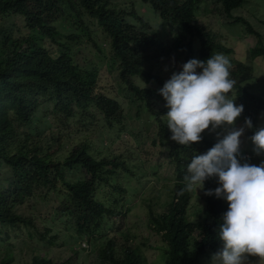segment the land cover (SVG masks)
Listing matches in <instances>:
<instances>
[{"label":"trees","instance_id":"obj_1","mask_svg":"<svg viewBox=\"0 0 264 264\" xmlns=\"http://www.w3.org/2000/svg\"><path fill=\"white\" fill-rule=\"evenodd\" d=\"M143 1L151 4L163 21L179 28L172 39L159 38L151 32L150 23L138 15L130 13L140 23L128 21L129 14L118 10L111 0H0V238L1 244L10 246L0 254V264H18L12 250L16 244L11 241L20 233L37 237L40 246L56 244V237L47 238L51 229L41 232L37 225L40 219L25 214L34 200L59 202L54 213L57 219L71 224L75 245L86 241L92 247L97 264H151L145 251L147 242L136 246L119 224L121 217L126 218L130 200L129 190L119 185V180H135L143 173L130 168L129 157L107 154L117 139L128 135L129 120L117 96L96 91L99 70L75 60L73 47L84 42L96 56L119 63V79L130 95L142 101L140 107L150 119L148 123L155 126L153 145L167 152L174 168L172 202L163 212L149 206L147 222L163 244L158 262L213 264V254L222 247L217 229L228 205L208 197L202 214L197 211L200 220L191 221L188 211L193 192L180 193L192 157L205 154L218 138L206 137L190 146L172 141L164 117L168 109L163 106L156 111L154 99L161 95L150 84L166 82L158 75L157 64L173 55L203 61L212 54L228 55L233 50L221 41L220 34L198 22L196 12L206 0ZM213 1L234 22H247L231 14L246 0ZM96 24L107 37V49L92 27ZM196 39L200 40L199 49H195ZM261 55L264 48L256 46L248 51L245 62L228 58L230 78L236 82L232 92L237 106L244 108L242 125L246 118L252 121V128H245L249 138L260 128L264 97L244 83L254 78V61ZM43 106L51 108L57 128L51 131L50 139L40 134L37 126L44 123L40 116L47 115ZM134 117L140 119V112ZM73 129L94 134L74 142ZM112 220L118 228H112ZM105 233L107 240L101 243ZM75 245L71 251L76 257ZM31 249L32 258L24 264H70L41 255L38 248Z\"/></svg>","mask_w":264,"mask_h":264},{"label":"rangeland","instance_id":"obj_2","mask_svg":"<svg viewBox=\"0 0 264 264\" xmlns=\"http://www.w3.org/2000/svg\"><path fill=\"white\" fill-rule=\"evenodd\" d=\"M116 8L121 11H125L129 15H126L128 21L133 20L132 15H138L146 22L150 23L151 32L158 35L162 40L172 39L179 31L177 26H171L163 21L160 15L152 8L151 4L144 2L143 0H111ZM232 16L243 17L244 20L235 21L228 18L223 12L220 4L213 0H206L202 4L201 8L196 12L198 22L204 26L208 31H213L221 35V41L233 51L229 55H225L227 58H235L245 62L247 60V53L250 49L258 46L264 48V0H246V2L239 8L234 9L231 12ZM134 22L140 23L136 18ZM96 30L97 34L101 37L103 47H107V37L103 33L98 24L92 26ZM72 31H75L72 29ZM261 42L258 44V41ZM195 49L200 48V40L194 41ZM107 49V48H106ZM73 55L75 60L81 65H87L95 67L100 72V86L96 91H104L106 93L117 96L124 106V112L127 117L129 126V133H124L119 139H117L115 145L107 152V154L125 155L129 157L130 168L135 173H143L142 177L137 174L138 178L120 179L119 185L124 189L129 190L130 200L127 201L126 218H120L119 224L123 228L125 233H128L131 242H136V246L143 242H147L145 248L149 262L151 264H160L158 258L160 257V248L163 247L162 239L150 228L147 220L149 214V206L158 212H163L164 208L172 202V192L174 189L173 181L175 179L174 168L169 162L167 152H164L162 148H156L153 145V132L155 126L149 124L150 119L145 114V111L140 105L142 101L136 99L125 89V84L119 79V63L109 60V57L102 59L101 56H96L94 51L87 47L86 43H80V46L73 47ZM108 52L105 50V55ZM224 55V54H223ZM186 56L173 55L172 58L166 59L162 64H157L160 67L158 75L167 81L170 79L173 72L182 71V65L186 63ZM148 69V67H147ZM199 71V70H198ZM254 78L245 82L244 84L250 88V90L256 94L264 97V56L261 55L254 61ZM142 84V82H139ZM158 91L164 84L151 83ZM230 98L235 99L234 102L237 105L235 94L231 93ZM138 102H137V101ZM156 111L166 105V101L163 97L159 99L155 98ZM159 101V104L156 101ZM43 111L46 115L40 116L44 123H37L39 132L45 138L50 139L51 131L56 132V126H53V115L49 106H43ZM140 112V119L134 117L136 113ZM131 115L134 120H130ZM240 117L235 121L234 127L237 129L244 126ZM52 125V128H51ZM259 127H264V114L260 116ZM231 130V126H225L217 129L215 132L205 130L202 135L203 138H218L217 132L226 134ZM74 134L72 138L74 142H80L83 137L88 134H94V131H90L88 134L79 133L77 129H73ZM89 135L87 137H89ZM98 135V134H96ZM89 139V138H88ZM100 144V142H99ZM98 144V145H99ZM254 145L250 138L244 131L241 137L240 145V157L247 159L250 163L259 164L261 160H264V155L257 156L253 152ZM254 157V160H253ZM173 179V181H172ZM123 181V182H121ZM8 182L4 184V191L7 190ZM218 187L215 178H210L204 182V190L215 189ZM6 188V189H5ZM204 190L193 192L191 195L190 210L188 211V218L191 221H199L196 216L197 211H204L206 207V199L213 196H205ZM105 195H101L104 197ZM226 204L227 202L224 201ZM59 206L58 201L51 203H39L34 200L28 204L25 214L33 218H39L37 225L41 228V232L45 233V229H51V233L47 237L51 239L56 237V244L53 246L46 244L40 246L36 242L37 237L34 239L29 238L27 235L20 233L17 239L11 242H15L16 248L12 246V250L16 251L18 264H24L31 260L34 253L31 247L38 248L41 255L47 254L49 258L59 260L62 262L69 261L70 264H97L99 262L96 259V255L91 246L86 241L78 242L75 245L74 231L69 228L71 224H66L64 220L57 219L55 215V209ZM201 216V215H200ZM112 228L116 229L118 226L113 224ZM107 232H110L108 230ZM16 237V234H14ZM108 234L105 233L101 239V243H105ZM50 242V241H48ZM121 242H124L122 240ZM76 246L78 255L75 257L71 249ZM8 244H1L0 238V254L7 252ZM41 247V248H40Z\"/></svg>","mask_w":264,"mask_h":264},{"label":"clouds","instance_id":"obj_3","mask_svg":"<svg viewBox=\"0 0 264 264\" xmlns=\"http://www.w3.org/2000/svg\"><path fill=\"white\" fill-rule=\"evenodd\" d=\"M230 68L229 59L220 53L203 61L190 59L182 71L172 73L159 94L168 109L164 117L170 139L180 145L200 142L205 130L231 126L222 138L216 133L218 142L205 154L192 157L180 194L198 193L206 180L215 178L218 187L204 190V195H214L228 207L217 229L222 247L213 254V264H264V160L257 165L238 158L245 128L253 125L246 118L244 126L234 127L244 108L230 98L236 83ZM250 140L253 152L264 155V127Z\"/></svg>","mask_w":264,"mask_h":264}]
</instances>
